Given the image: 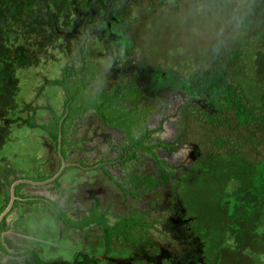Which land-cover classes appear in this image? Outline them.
<instances>
[{"label": "trees", "instance_id": "1", "mask_svg": "<svg viewBox=\"0 0 264 264\" xmlns=\"http://www.w3.org/2000/svg\"><path fill=\"white\" fill-rule=\"evenodd\" d=\"M73 1L0 0V145L7 138V122L17 118L14 114L20 92L17 70L37 65L48 49L56 46L60 37L58 21L68 19ZM116 4L130 36L134 35L132 26L141 21L143 9L152 13L196 10L213 30L198 52L190 50L172 61L156 63L177 75L191 90V96L180 108L175 138L166 142L156 139L157 130L150 128L147 120L158 106L133 79L109 90L91 84L99 67L89 59L86 48L80 52L77 65L65 64L60 77L45 81L62 89L61 107L55 110L47 106L49 118L38 124L34 108L27 105L31 114L22 121L44 130L56 150L60 145V153L66 158L68 148L75 143L70 140L75 119L92 112L103 124L122 131L123 144L120 157L116 158L120 165L139 161L141 156L152 160L156 173L133 177L132 185H141L140 191L166 185L176 176L175 168L157 154L158 149L171 153L183 144L192 145L195 148L192 169L183 170L178 176L176 194L190 217V228L202 242L201 264H251L252 259L244 251L264 250V232L255 231L264 202V107L252 103L236 76L244 69L240 57L242 39L264 34V0H116ZM131 39L136 44L137 39ZM139 42L132 52L137 54L135 57L145 51V40ZM97 165L112 182L125 189L108 172L105 163L99 161ZM50 176L37 172L29 177L41 181ZM233 179L240 184L232 193L234 204L230 211L222 198L226 184ZM54 182L58 183L57 179ZM24 185H15L12 208L0 221V252L23 258L26 264L47 262L33 249H19L2 239V234L11 227L7 217L22 203L45 206L69 229L83 232L97 226L106 252L115 237L137 245L149 229H156L155 220H148L145 212L132 209L117 213L98 203L74 217L48 197L21 193ZM201 195L206 213L191 207L190 201L195 200L197 208ZM8 199L7 194L0 212ZM228 232L233 235L235 247L222 244ZM89 261L98 264L87 258L73 264Z\"/></svg>", "mask_w": 264, "mask_h": 264}, {"label": "rangeland", "instance_id": "2", "mask_svg": "<svg viewBox=\"0 0 264 264\" xmlns=\"http://www.w3.org/2000/svg\"><path fill=\"white\" fill-rule=\"evenodd\" d=\"M139 19L132 26L134 35L130 36L119 17L116 0H74L68 19L58 21L60 37L56 46L49 48L37 65L17 70L20 85L18 109L14 113L17 118L12 115L13 120L7 122V138L0 145V206L14 180L30 178L37 172L51 176L58 172L61 159L51 138L22 119L31 114L27 105L34 108L38 124L47 122V106L55 110L61 107L62 89L45 81L60 77L65 64L77 65L83 48L89 50V59L99 67L91 83L95 88L109 90L133 79L158 106L147 120L149 127L157 130L156 139L166 142L175 138L180 108L191 96V90L177 75L156 63L172 61L190 50L198 52L213 30L200 13L190 9L179 13H152L143 9ZM131 37L139 43L145 40V51L139 57L132 55L137 42L134 44ZM240 57L244 69L236 78L252 103L264 107V34L243 38ZM72 130L70 140L75 143L64 158L70 167L60 171L55 178L58 183L55 179L28 182L20 192L48 197L74 217L83 215L95 203L117 213L138 209L146 213L148 220H155L156 229H149L137 245L115 237L106 252L97 226L83 232L69 229L45 206L22 203L7 217L11 227L2 234L3 241L19 249H33L47 264H73L86 258L98 264H201L202 242L190 228V217L176 194L178 176L183 170L192 169L195 148L183 144L171 153L158 149L157 154L175 168L176 176L166 185L140 191L141 185H132L133 177L156 173V169L146 156L120 165L116 160L124 139L120 130L103 124L90 111L75 119ZM99 161L106 164L108 172L125 189L104 175L97 167ZM239 184L237 179L226 184L222 202L230 211L234 204L232 193ZM190 202L193 209L206 213L202 195L197 208L195 200ZM262 212L255 225L257 232H264V202ZM222 244L235 247L233 235L226 233ZM244 252L252 259L251 264H264V250ZM0 264L26 262L0 252Z\"/></svg>", "mask_w": 264, "mask_h": 264}, {"label": "water", "instance_id": "3", "mask_svg": "<svg viewBox=\"0 0 264 264\" xmlns=\"http://www.w3.org/2000/svg\"><path fill=\"white\" fill-rule=\"evenodd\" d=\"M59 149H60V145L57 146V152H58V154L60 156L61 163H60L59 170H58V172L56 174L50 176L49 178H47L45 180H41V181L33 180L31 178L22 177V178H18L16 180H14L12 182L11 189H10V194H9V201H8L7 205L5 206V208L0 212V221L7 214V212L10 210V208L12 206V203H13V200L16 197V195L14 193V187H15L16 184H18V183H28V182H30V183H40V182H46V181H49V180H53V179H55L58 176V174L60 173V171L62 169H64L66 166L70 165V164L64 162V157L60 153Z\"/></svg>", "mask_w": 264, "mask_h": 264}, {"label": "flooded vegetation", "instance_id": "4", "mask_svg": "<svg viewBox=\"0 0 264 264\" xmlns=\"http://www.w3.org/2000/svg\"><path fill=\"white\" fill-rule=\"evenodd\" d=\"M135 82H136V81H135ZM136 83H137V82H136ZM137 85H138V84H137ZM138 86H139V85H138ZM139 87H140V86H139ZM140 88H141V90L143 91V93L146 95L147 93L144 92V90L142 89V87H140ZM146 96H148V95H146ZM149 97H150V96H149ZM121 132H122V131H121ZM21 178H22V177H21ZM16 185H17V184H16ZM14 188H15V187H14ZM9 194H10V193H9ZM9 194H8V197H9ZM8 201H9V199H8ZM4 208H5V207H4ZM11 208H12V206H11ZM11 208H10V210H11ZM10 210H9V211H10ZM9 211H8V212H9ZM8 212H7V213H8Z\"/></svg>", "mask_w": 264, "mask_h": 264}]
</instances>
